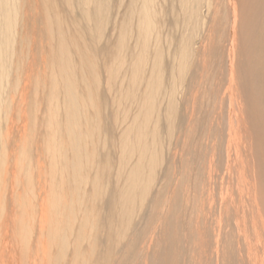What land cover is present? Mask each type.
<instances>
[{
    "label": "bare ground",
    "instance_id": "1",
    "mask_svg": "<svg viewBox=\"0 0 264 264\" xmlns=\"http://www.w3.org/2000/svg\"><path fill=\"white\" fill-rule=\"evenodd\" d=\"M26 1L0 0V264H264V0L70 1L39 56Z\"/></svg>",
    "mask_w": 264,
    "mask_h": 264
},
{
    "label": "rangeland",
    "instance_id": "2",
    "mask_svg": "<svg viewBox=\"0 0 264 264\" xmlns=\"http://www.w3.org/2000/svg\"><path fill=\"white\" fill-rule=\"evenodd\" d=\"M70 1L72 3L76 2V0H50L48 11L44 8V0H27L26 2H24L20 19L21 23L25 22L27 24L25 31H27L26 35L28 37L27 40L25 39L26 41L24 43L19 45H24L26 52L32 49L33 52L39 56L40 44H46L44 35L45 24L52 32L56 34L60 30V26H58L56 23L50 22H56V14H61L65 18L67 15L72 19V16L76 10L69 8L68 3ZM77 4H79V0H77L76 5ZM68 11L70 14L68 13ZM45 12H49V14L48 17L43 20ZM25 15L28 17L27 20H25ZM36 19H38L39 21L35 22ZM20 30L23 31L22 27H20ZM41 30L42 36L40 35Z\"/></svg>",
    "mask_w": 264,
    "mask_h": 264
}]
</instances>
